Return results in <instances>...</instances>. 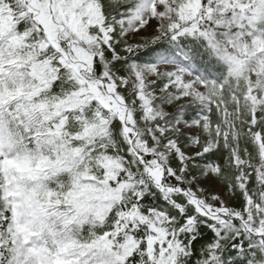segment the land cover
Masks as SVG:
<instances>
[{"label":"snow or ice","instance_id":"obj_1","mask_svg":"<svg viewBox=\"0 0 264 264\" xmlns=\"http://www.w3.org/2000/svg\"><path fill=\"white\" fill-rule=\"evenodd\" d=\"M0 264H264V0H0Z\"/></svg>","mask_w":264,"mask_h":264}]
</instances>
